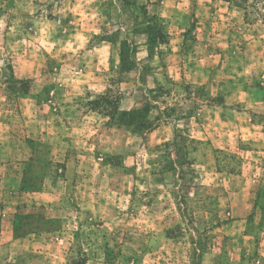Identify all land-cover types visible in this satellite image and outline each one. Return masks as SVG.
<instances>
[{
    "label": "rangeland",
    "instance_id": "obj_1",
    "mask_svg": "<svg viewBox=\"0 0 264 264\" xmlns=\"http://www.w3.org/2000/svg\"><path fill=\"white\" fill-rule=\"evenodd\" d=\"M234 58L250 127L264 0H0V264H264L254 211L238 250L214 186L258 146L192 136Z\"/></svg>",
    "mask_w": 264,
    "mask_h": 264
},
{
    "label": "crops",
    "instance_id": "obj_2",
    "mask_svg": "<svg viewBox=\"0 0 264 264\" xmlns=\"http://www.w3.org/2000/svg\"><path fill=\"white\" fill-rule=\"evenodd\" d=\"M207 7H209V5ZM169 52L170 55L175 56L174 58L179 56V54L174 51ZM235 59L236 58L233 59L234 61L227 63L228 65L222 64L220 66L221 69H225V74L221 76L217 74V76H220L217 82L213 76L209 78L207 76V79L203 81L210 91L213 90L214 86L216 87L217 92L223 89L221 93L223 98H221V101H219L216 105L217 112L213 110L212 114L208 115L206 119H202L203 121L197 123L199 125L201 124V126L195 128V134L193 133L192 136H195L196 139L200 138L199 133L201 132L203 137L201 136V142L198 144L200 148L206 147L207 145L213 146L212 137L215 135L219 140L221 139V141H223V143L227 144L228 146L229 142L232 143V140H234L238 134L243 138H247V140L255 142V146H258V148L255 149L252 147L251 151L248 150V153L251 155V161L250 165L242 166L244 169H239L238 167L231 169L227 166H220V169H217L216 167V171L215 167L213 166L199 163V157L193 166L195 167L196 171L209 172L208 170L213 169L220 174L224 173L230 176V178L225 179L223 182L216 183L214 185L215 187L220 186L223 189L222 197L225 199V201H230V210L227 212V214H231V223L238 227L235 235L233 238L228 240V243L236 245L235 247H237L238 250L242 249L243 238L245 236L243 235L244 231L242 230L245 229L248 224L247 215L251 211H254L256 218L255 222L258 224L256 232L260 235V240L257 241L255 246L260 254H264V208H262L254 200L256 198V191L259 188L264 187V164L256 163L258 158H264V150L260 149V146L264 147V119H254V121L249 119L250 127H244L243 124L245 123L244 121H246V119H236V117L232 116V112H235L236 110V106H233L232 100L235 101L238 100V98L241 99V93L245 94L247 91H249L243 89L240 85L236 86L235 82H233L231 86H227L226 84L227 77L233 76L234 78L239 70L236 68L239 66L237 65ZM168 67L171 68L173 65L170 64ZM196 68L207 71L204 66L201 67L200 65H197ZM260 93L256 94V96H259V98L264 96V88ZM262 99H264V97ZM260 102L261 107L264 108V101L260 100ZM257 105L260 106L259 103ZM216 113L218 114L216 115ZM242 130H246V132H242ZM229 147H231V144ZM243 170H249L251 172L248 177L242 174L244 172Z\"/></svg>",
    "mask_w": 264,
    "mask_h": 264
},
{
    "label": "trees",
    "instance_id": "obj_3",
    "mask_svg": "<svg viewBox=\"0 0 264 264\" xmlns=\"http://www.w3.org/2000/svg\"><path fill=\"white\" fill-rule=\"evenodd\" d=\"M114 110L116 111V108H115V107H114ZM113 115H114V114H112V113L107 114V116H109L110 119L113 118Z\"/></svg>",
    "mask_w": 264,
    "mask_h": 264
}]
</instances>
